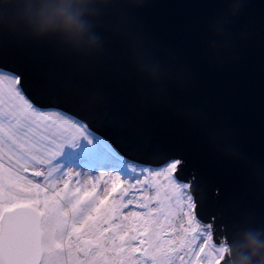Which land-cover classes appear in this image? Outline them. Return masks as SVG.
<instances>
[{
  "label": "water",
  "instance_id": "95a60500",
  "mask_svg": "<svg viewBox=\"0 0 264 264\" xmlns=\"http://www.w3.org/2000/svg\"><path fill=\"white\" fill-rule=\"evenodd\" d=\"M0 68L118 153L178 159L219 264H264V0H0ZM41 256L40 210L4 208L0 264Z\"/></svg>",
  "mask_w": 264,
  "mask_h": 264
},
{
  "label": "rangeland",
  "instance_id": "374dc122",
  "mask_svg": "<svg viewBox=\"0 0 264 264\" xmlns=\"http://www.w3.org/2000/svg\"><path fill=\"white\" fill-rule=\"evenodd\" d=\"M20 88L17 75L0 68V122L8 134L21 121L23 138L29 123L35 127L37 163L47 165L51 190L42 197L38 186L46 213L38 264H181L187 253L191 264H219L227 244L213 241V222L196 218L189 181L174 172L178 159L124 156L69 112L33 110ZM23 180L0 165V183L11 192ZM158 181L166 189L153 196ZM73 230L94 243L85 255Z\"/></svg>",
  "mask_w": 264,
  "mask_h": 264
},
{
  "label": "flooded vegetation",
  "instance_id": "af4514ba",
  "mask_svg": "<svg viewBox=\"0 0 264 264\" xmlns=\"http://www.w3.org/2000/svg\"><path fill=\"white\" fill-rule=\"evenodd\" d=\"M20 90L23 97L25 98V102L29 104L28 106H30L33 110H37L38 106L31 102V100L25 95L21 88ZM21 124L22 122L18 120H16V122L10 123L7 134L6 125L0 122V165H6L24 178V180L20 182V186L14 192H11L8 186H3L0 183V189L4 192V197L0 199V214L6 207L17 203H27L40 210L41 229L43 231L42 223L43 217L46 213L43 208V203L38 202V186L41 185L42 197L43 195H47L51 190L47 186V181L44 178L47 174V165L44 163H37L35 127L31 126L29 123V134L23 138L20 136V134H22ZM20 154H23L24 157H21ZM70 235L72 237H78L77 239L83 237L78 236V231L76 230H73ZM89 247H92V245H88V248Z\"/></svg>",
  "mask_w": 264,
  "mask_h": 264
},
{
  "label": "bare ground",
  "instance_id": "6f19581e",
  "mask_svg": "<svg viewBox=\"0 0 264 264\" xmlns=\"http://www.w3.org/2000/svg\"><path fill=\"white\" fill-rule=\"evenodd\" d=\"M155 179V178H154ZM156 180V179H155ZM161 181V180H160ZM105 186V185H104ZM166 189V187H164L159 181L157 183V191H153L152 194L153 196H157V192L159 193H163V190ZM137 214H139V212H137ZM180 260H181V264H191L190 263V257H189V254L187 253V256L185 257H180Z\"/></svg>",
  "mask_w": 264,
  "mask_h": 264
}]
</instances>
